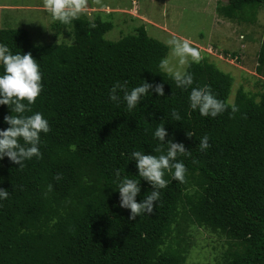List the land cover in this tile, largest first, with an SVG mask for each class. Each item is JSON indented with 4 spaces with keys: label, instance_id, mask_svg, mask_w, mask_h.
Here are the masks:
<instances>
[{
    "label": "trees",
    "instance_id": "1",
    "mask_svg": "<svg viewBox=\"0 0 264 264\" xmlns=\"http://www.w3.org/2000/svg\"><path fill=\"white\" fill-rule=\"evenodd\" d=\"M263 4L228 0L222 12L232 20L248 10L249 23ZM62 26L53 22L54 36ZM68 26L69 44H36L25 29L0 30V42L13 53L30 52L37 60L43 88L30 108L50 127L40 134V159L24 161L23 168L0 160V187L10 193L0 201V264H186L193 225L227 237L216 264H264V85L255 92L241 86L230 102L233 77L204 56L188 64L193 84L182 90L158 67L168 46L143 26L116 41L105 38L113 25L101 17L81 14ZM257 71L264 76V34ZM116 82L129 89L161 84L164 95L148 93L128 111L108 97ZM204 85L225 104L214 118L188 106L191 87ZM173 110L180 121L171 118ZM9 114L0 105V130ZM158 124L167 130L164 143L188 150L177 157L186 166L185 181L165 173L168 184L152 213L129 219L114 191L115 174L136 176L133 150L166 151L152 136ZM205 134L210 147L200 151ZM140 189L137 202L151 186L141 179Z\"/></svg>",
    "mask_w": 264,
    "mask_h": 264
},
{
    "label": "clouds",
    "instance_id": "2",
    "mask_svg": "<svg viewBox=\"0 0 264 264\" xmlns=\"http://www.w3.org/2000/svg\"><path fill=\"white\" fill-rule=\"evenodd\" d=\"M43 8L52 20L68 25L81 14L86 13L87 0H43ZM88 27L95 28L96 24L90 22ZM166 44L170 48L169 55L159 60L158 67L171 76L176 87L182 90L188 89L193 84V76L184 66L189 60L199 63L200 53L187 38L172 37L166 41ZM41 81L40 66L30 52L13 53L6 43L0 42V105H6L11 113L3 118L8 127L0 130V160L7 157L10 162L19 165L18 168H23L24 161L33 157L40 159L41 152L38 147L41 143L40 134H47L50 131L48 120L38 111L31 112L30 108L42 91ZM152 92L163 96V86L156 84L153 87L152 84L145 82L129 89L125 84L116 82L108 90V97L117 104L122 100L126 109L131 111L148 93L152 94ZM187 101L189 108L198 111L203 117L214 118L225 110L224 102L216 98L208 85L191 87ZM231 111H237L235 105L232 106ZM29 112L30 115L26 114ZM171 118L180 121L175 110L171 112ZM166 135L167 130L164 125L159 124L152 133L153 138L160 144H167L166 151L162 152L159 146L154 149L160 153L158 155L136 150L129 153V161L134 160L136 164V176H121L119 171L115 174L114 191L119 193V206L129 210V219H135L141 213H152L153 202L159 201L160 190L168 184L164 178L165 173H169L172 180L175 179L179 183L185 181L187 169L183 161L178 160L177 157L189 155L188 150L183 143H175L171 140L164 143ZM187 135L192 136L188 132ZM209 147V137L205 134L199 139L198 148L204 151ZM55 179H60L59 174ZM141 179L151 186V191L137 202L136 197L141 191ZM52 189L53 185L48 184L47 191ZM9 196V191L0 187V201Z\"/></svg>",
    "mask_w": 264,
    "mask_h": 264
},
{
    "label": "rangeland",
    "instance_id": "3",
    "mask_svg": "<svg viewBox=\"0 0 264 264\" xmlns=\"http://www.w3.org/2000/svg\"><path fill=\"white\" fill-rule=\"evenodd\" d=\"M227 1L87 0L85 15L92 20L101 17L110 21L113 26L105 38L112 41L135 33L140 26L149 36L165 44L172 37L189 39L201 58L208 56L219 69L233 77L229 95V101L233 102L241 86L255 92L264 85V76L257 71L264 34V4L260 5L256 20L248 23L244 20L248 10L241 11L232 20L224 16L222 6ZM53 22L43 8V0H0V30L25 29L36 44L72 43V35L66 34L69 26L63 25V32L54 36ZM169 52L168 46L167 55ZM189 63L190 60L185 69ZM190 233L186 264H216V259H222L229 247L225 235L209 228L193 225Z\"/></svg>",
    "mask_w": 264,
    "mask_h": 264
},
{
    "label": "crops",
    "instance_id": "4",
    "mask_svg": "<svg viewBox=\"0 0 264 264\" xmlns=\"http://www.w3.org/2000/svg\"><path fill=\"white\" fill-rule=\"evenodd\" d=\"M133 13L135 14L136 12L134 11Z\"/></svg>",
    "mask_w": 264,
    "mask_h": 264
}]
</instances>
